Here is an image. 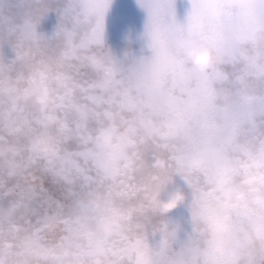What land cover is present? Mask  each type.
I'll use <instances>...</instances> for the list:
<instances>
[{
    "label": "rangeland",
    "instance_id": "rangeland-1",
    "mask_svg": "<svg viewBox=\"0 0 264 264\" xmlns=\"http://www.w3.org/2000/svg\"><path fill=\"white\" fill-rule=\"evenodd\" d=\"M0 264H264V0H0Z\"/></svg>",
    "mask_w": 264,
    "mask_h": 264
}]
</instances>
